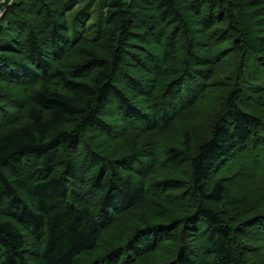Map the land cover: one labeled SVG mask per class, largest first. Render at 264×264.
<instances>
[{"label":"trees","instance_id":"trees-1","mask_svg":"<svg viewBox=\"0 0 264 264\" xmlns=\"http://www.w3.org/2000/svg\"><path fill=\"white\" fill-rule=\"evenodd\" d=\"M1 16L0 264H264V0ZM223 82L198 141L180 123Z\"/></svg>","mask_w":264,"mask_h":264},{"label":"rangeland","instance_id":"rangeland-1","mask_svg":"<svg viewBox=\"0 0 264 264\" xmlns=\"http://www.w3.org/2000/svg\"><path fill=\"white\" fill-rule=\"evenodd\" d=\"M14 2H15V0H0V20L2 18L1 15L4 13L6 8L10 7L12 5V3H14ZM147 13L150 14L147 11L146 15H147ZM142 15H144V13ZM168 26L169 27L173 26V23L169 22ZM188 27H190L189 23H188ZM164 33H166V32H164ZM235 57H236V55H230L228 58L234 59ZM246 76H247V74L245 75V77ZM247 79H249L248 76H247ZM227 82L226 83L225 82L219 83L218 85H216V88L218 89V92L216 93V95L215 96L210 95L207 98V102L203 105V107H201V109L199 110L198 113H195V115L191 114L192 116L191 115L188 116V118L186 120H184L183 122L180 123L181 128L184 127V129L188 128L191 131H193V134H194V136L196 135L198 141H201L207 135L209 128L211 126L212 120H213V118L211 119V115L214 114V116H216L219 113L220 107L222 105V100H223L221 98V95H224L227 91L226 90L227 87H229V84H227ZM258 112H260V114H262L263 119H264V109H258ZM104 116L106 117V119L108 121H111L114 119L115 114L113 113V111L106 109V111L104 112ZM209 117H210V119H209ZM260 168L264 169V166L261 165ZM237 171H238L237 163H235L234 165L230 166V170L226 169V171L224 173L228 176H232V175H234L233 172H237ZM260 176H262V177H260V179L263 178V181H264V174L262 173ZM248 177L249 176H245V183H244V180H242V181L240 179L235 180V177H234V181L232 182L234 185L233 190L235 192H239V191L244 192V186L248 187L250 189H256L253 186V184L246 181L248 179ZM257 181H259L258 178H257ZM182 191L183 190H179V192H182ZM250 202H251L250 200L247 201V203H250ZM156 262H157V260H156Z\"/></svg>","mask_w":264,"mask_h":264},{"label":"bare ground","instance_id":"bare-ground-1","mask_svg":"<svg viewBox=\"0 0 264 264\" xmlns=\"http://www.w3.org/2000/svg\"><path fill=\"white\" fill-rule=\"evenodd\" d=\"M146 114V113H145ZM70 116V115H69ZM104 116V115H103ZM140 117V116H139ZM6 128V127H5ZM4 127H3V129H5Z\"/></svg>","mask_w":264,"mask_h":264}]
</instances>
